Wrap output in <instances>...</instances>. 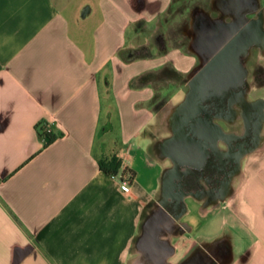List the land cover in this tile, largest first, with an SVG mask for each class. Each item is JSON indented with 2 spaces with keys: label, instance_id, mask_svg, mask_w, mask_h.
I'll return each mask as SVG.
<instances>
[{
  "label": "crops",
  "instance_id": "0c3cea01",
  "mask_svg": "<svg viewBox=\"0 0 264 264\" xmlns=\"http://www.w3.org/2000/svg\"><path fill=\"white\" fill-rule=\"evenodd\" d=\"M181 1L0 0V264H133L137 250L138 264H264V147L237 166L235 196L167 188L176 130L159 135L154 105L161 81L191 83L198 55L154 34ZM113 155L130 191L101 168Z\"/></svg>",
  "mask_w": 264,
  "mask_h": 264
},
{
  "label": "flooded vegetation",
  "instance_id": "af4514ba",
  "mask_svg": "<svg viewBox=\"0 0 264 264\" xmlns=\"http://www.w3.org/2000/svg\"><path fill=\"white\" fill-rule=\"evenodd\" d=\"M262 1L217 0L215 3L218 7H213L212 4L214 2L212 0H204L199 6L201 10L197 12L192 21V48L195 49L198 55V62L192 72V86L194 87L198 73L202 70L218 71V73L225 71L226 76L222 77V75L213 74L214 76H211L210 80H208L211 94L202 101V104L207 109L206 114L210 111V117L214 116V122L222 127L226 136L228 137L227 134H232L233 136H231V141L229 140V142L226 140V136L220 137L216 147L206 144V149L194 151V155H197L200 159L198 161L192 160V146H189L187 150L189 151V156L176 152L169 146L170 156L168 158L177 163L176 169L181 171L180 176H178L179 174L173 175L174 183H170L171 188L184 191L192 190L193 193L194 191H199L203 184L208 183L214 190L219 191L223 181L229 179L234 181L237 175L235 170L245 155V153L242 154L241 147L244 137L251 141L255 137H259L257 133L260 130L256 128V122L262 114V110H259L261 107L249 113V117L253 121L252 126H249L248 134H243L245 127L240 123V120H244L242 116L236 117L234 121L224 116L231 113V92L233 89H230V93L226 95L222 91H218L216 87L222 85L223 87L236 88L237 86L234 85H239V87L243 88L247 85V81L250 80L252 73L248 64L250 57L254 54L256 44H259V41L264 39V29L256 20L257 16H254ZM234 23L242 24L239 31L230 36H227V32H219L224 25ZM251 25L253 27H251L248 34L243 35V37L239 36L244 28ZM218 28L219 30H217ZM245 44L246 46H244ZM232 45L233 47H231ZM227 48H229L231 54H228V57H222L220 62L219 57ZM230 55L233 59H229ZM242 70H244L243 76H241ZM241 90H236V92L239 93ZM248 97L250 98L249 95ZM195 102L197 103V99ZM200 106L201 104L196 105L192 109L193 112L196 113ZM204 113L205 111L201 110L197 112V115L207 117ZM222 123L228 129L230 126L234 127L233 130L228 131ZM180 132L184 131L181 130ZM192 137L196 136L192 135ZM218 145H220L221 149Z\"/></svg>",
  "mask_w": 264,
  "mask_h": 264
},
{
  "label": "rangeland",
  "instance_id": "374dc122",
  "mask_svg": "<svg viewBox=\"0 0 264 264\" xmlns=\"http://www.w3.org/2000/svg\"><path fill=\"white\" fill-rule=\"evenodd\" d=\"M202 2H204V0H182L178 5L174 6L167 15L165 24H162L163 27L158 32H156V34H154L155 39L157 41H165L167 45L180 47L183 50H188L189 48H191L192 21L197 12L201 10L199 6ZM141 53L143 52H140V54ZM248 64L252 73L250 76V80L247 81L246 89H248V95L250 96L249 99L254 100L260 98V95L264 94V88H256L257 86L264 84V55H260L258 51H254V54L250 57V61ZM169 74L172 76L171 73ZM183 79L184 78L181 77L171 85L165 79V81L160 82V86L158 88V101L154 105V109L158 113L156 128L158 129V133L161 136L169 137L171 135V131H169V129L172 128V121L170 120L169 114L174 107L182 104L185 101L190 91V84H186V79ZM162 91L164 92L162 93ZM240 123L243 124V127H245V119L240 120ZM177 124L178 123H176V127L178 126ZM222 125L228 131L233 130L234 128L230 126L228 129V127H226L223 123ZM259 132H262V143H260L259 145L255 144L250 151L257 149L258 147L259 149L264 147V123L262 129ZM248 152L246 153V155L248 154ZM247 157L248 156H246V158ZM167 161L168 166L171 165V160L169 158ZM240 183L241 180H239L236 176L233 181V187L231 189L234 196L238 191ZM220 225L221 218L219 216H215L213 219H211V221L208 222L206 232L210 234L220 232ZM207 244L208 247H210V251L214 250V255H216L215 257L219 258V260L223 262L225 260L224 257L226 256V251H224L225 249H222V251L224 252L223 254V252L219 250L215 245L216 243L211 242ZM220 246L222 247L223 245L221 244ZM139 256V251H135L133 255V264H138Z\"/></svg>",
  "mask_w": 264,
  "mask_h": 264
},
{
  "label": "water",
  "instance_id": "95a60500",
  "mask_svg": "<svg viewBox=\"0 0 264 264\" xmlns=\"http://www.w3.org/2000/svg\"><path fill=\"white\" fill-rule=\"evenodd\" d=\"M87 12L88 11L86 9L84 11V14L86 15ZM241 25H242L241 23H234V24H228V25L226 24L222 27L223 29L220 30L219 32L220 33H221V31L227 32V36H230L233 33L239 31L241 28ZM251 27H253V25L247 26L246 28H244L243 31L240 32L239 36L243 37V35L248 34ZM217 30H219V28ZM259 42H260V44L264 43V39H261ZM244 46H246V44ZM231 47H233V45ZM228 54H231V52L229 51V48H227L226 51H224V53L219 57L220 62H221L222 57H228ZM229 59H233L231 57V55H230ZM198 74L199 75L196 78L197 81H196L194 87L192 86V81H191L190 91L188 93L187 98L185 99V101L190 100L191 106H189V110L187 111L188 113H187V115H185L182 122L178 124L177 129H176V136L170 141V146L172 149H174L176 152H179V153L186 155V156H189V151H187V150H188L189 146H192V160H196V161H198L200 159L197 155L196 156L194 155L195 154L194 151L206 149L205 148L206 144L208 146L216 147L217 142H218V138L226 136L222 127L219 124H217L216 122H214V120H213L214 116L210 117V114H209L210 111H208L209 113L206 114L207 109L202 104V101H204V99L209 94H211V91H210L211 89H210L209 81H208V80H210L211 76L213 77L214 75H222V77H224V76H226V73H225V71L218 73V71L217 72H215V71L211 72V71H207V70H202ZM243 74H244V70H242L241 76H243ZM234 86H237V87L236 88H233V87L230 88V87H225V86L223 87L222 85H219L218 87H216V89L218 91H222V93L223 94L225 93L226 95L228 93H230V91H231L230 89H233V91L242 89V87H239V85H234ZM233 91L231 92V98L233 95L232 94ZM195 96H196V98H195ZM196 99H197V103L195 102ZM200 104H201V106L198 109V111H201V110L205 111L204 114H206L207 117L197 115L198 111L196 113L193 112L192 109L194 107H196V105H200ZM181 130H183L184 132H180ZM245 134H248V132ZM192 135H194L196 137H192ZM244 138L245 139L241 143L242 154L250 151L254 147V145L256 144L257 139H258V137H255L253 139V141H251L250 139L248 140L246 137H244ZM167 250H168V248L166 246H163L162 252L164 254H165V252H167Z\"/></svg>",
  "mask_w": 264,
  "mask_h": 264
},
{
  "label": "bare ground",
  "instance_id": "6f19581e",
  "mask_svg": "<svg viewBox=\"0 0 264 264\" xmlns=\"http://www.w3.org/2000/svg\"><path fill=\"white\" fill-rule=\"evenodd\" d=\"M261 45H263V43ZM232 94L233 95H232V99H231L232 100L231 113L225 114L224 116L231 121L232 120L234 121L236 117L242 116L246 122L244 133H247L249 126L251 127L252 122H253L249 117V115H250L249 113L251 111H254L256 108L259 109L261 107L259 110L260 111L262 110V114H261L259 120L256 122V128L261 130L263 123H264V98L260 97L254 101H250L251 99H249V97H248V89H246V86L243 87L239 93H237L235 90V91H233ZM189 106H191V102H190V100H187V101L183 102L182 104L174 107L173 110L170 112L169 117H170V120L172 121V129L173 130L177 129L176 123H178V124L181 123L183 118L185 117V115H187V113H188L187 111L189 110ZM227 135H228V137L226 136V138H227L226 140H228V142H229V140L231 139V136H233V135L232 134H227ZM258 135H259V137H258L259 139H257L256 145H259L260 143H262V141H261L262 140V138H261L262 132H259ZM241 158H242V156H241ZM240 162H241V160H240ZM239 165H240V163H239ZM180 172L181 171L180 170L177 171L176 168L174 170L172 169L170 171V175H168V177L172 176L171 178H174V176H173L174 174H179L178 176H180V174H181ZM170 181H172V179L169 178L168 179L169 183H167L168 190L171 189ZM232 187H233V180H231V179L223 181L222 187L219 188V191L214 190V188L210 184L206 183V184H203L202 188L199 191L198 190L194 191V194H196L202 198H205L204 200H206L207 202L217 203L220 201L219 198L221 196L226 195V194L227 195L231 194ZM174 191H177L176 192L177 194H182L185 192L182 189L178 190L176 188H174ZM206 257H207L206 258L207 264H213L214 263V262L212 263V261L214 259H212L210 255L209 256L206 255ZM163 263H164V260H161V262L159 263V261H157V259H148L147 258V259H144L140 264H163ZM190 263L192 264L191 260L189 261V264ZM206 263L204 262V264H206ZM186 264H188V262Z\"/></svg>",
  "mask_w": 264,
  "mask_h": 264
},
{
  "label": "built area",
  "instance_id": "2783aa9c",
  "mask_svg": "<svg viewBox=\"0 0 264 264\" xmlns=\"http://www.w3.org/2000/svg\"><path fill=\"white\" fill-rule=\"evenodd\" d=\"M38 131L46 142H50L56 137L53 123L50 120L41 121L38 124ZM112 177L120 181L125 191H130L134 181V175L127 168H124L121 172L119 171L118 173L112 174Z\"/></svg>",
  "mask_w": 264,
  "mask_h": 264
},
{
  "label": "trees",
  "instance_id": "16d2710c",
  "mask_svg": "<svg viewBox=\"0 0 264 264\" xmlns=\"http://www.w3.org/2000/svg\"><path fill=\"white\" fill-rule=\"evenodd\" d=\"M101 168L108 174H115L120 171V168L122 166V161L116 156L113 155L110 159L108 160H102L101 163ZM135 178V171L127 168Z\"/></svg>",
  "mask_w": 264,
  "mask_h": 264
}]
</instances>
